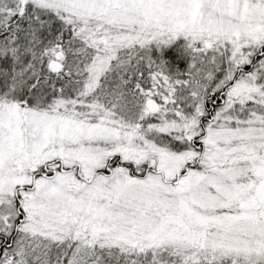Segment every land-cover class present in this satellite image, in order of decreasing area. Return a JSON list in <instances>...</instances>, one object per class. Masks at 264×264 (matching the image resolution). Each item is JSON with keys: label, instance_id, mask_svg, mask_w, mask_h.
<instances>
[{"label": "snow or ice", "instance_id": "6c2138e0", "mask_svg": "<svg viewBox=\"0 0 264 264\" xmlns=\"http://www.w3.org/2000/svg\"><path fill=\"white\" fill-rule=\"evenodd\" d=\"M0 264H264V0H0Z\"/></svg>", "mask_w": 264, "mask_h": 264}]
</instances>
